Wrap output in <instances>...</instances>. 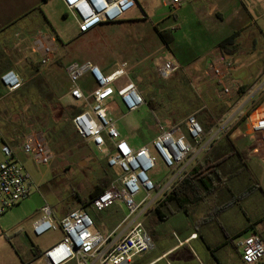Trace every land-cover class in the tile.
I'll use <instances>...</instances> for the list:
<instances>
[{"label": "crops", "instance_id": "crops-1", "mask_svg": "<svg viewBox=\"0 0 264 264\" xmlns=\"http://www.w3.org/2000/svg\"><path fill=\"white\" fill-rule=\"evenodd\" d=\"M56 1L64 9L63 2ZM135 1L146 13L150 12L152 18L149 21L154 27L170 33L172 40L165 44L160 38V45L150 53L139 59L123 61L132 67L128 78L144 93L154 90L155 96L152 98L159 105L155 112L163 113L164 118L173 121L165 128L182 123L191 113L201 109L209 113L213 126L206 133L208 142L212 139V143L189 166L190 172L207 157L217 162L231 152L232 155L208 172V177L203 178V186L208 192H213L207 194L201 204L186 212L177 210L175 201L169 202L165 210L173 213L165 221L158 224L147 221L156 247L129 264H245L239 243L253 234L264 241V161L251 155V138L244 133L243 125L247 114L256 109L264 112V0H188L175 13L168 10L165 0ZM42 2L0 0V162L4 160V144L12 147L17 160L25 163L28 159L22 141L33 125L26 122L32 114H50L52 102L57 104L58 112L62 111L63 106H71L70 102H74L69 94L70 81L64 69L68 64L63 63V54L59 55L57 64L49 71L42 68L31 50L32 37L40 30L38 27L34 29L33 13ZM47 25L46 28L49 27ZM105 25L108 24L101 26ZM235 35L239 37L236 44L229 47L231 52L223 51L220 44ZM59 45L62 52V39ZM219 53L229 54L234 59L235 69L230 79L233 83H241L229 104L220 98L221 88L216 81L202 78L213 57ZM164 59H176L181 63L183 70L180 74L188 79L197 97L193 93L183 92V77L171 85L159 83L154 63ZM59 62L63 64L62 67ZM116 63L120 62H113L110 66L105 63L97 65L108 72ZM9 70L15 71L23 80L21 89L14 93H8L1 83V76ZM55 73L59 77L62 75L64 80L60 90L56 86ZM170 78L161 80L166 82ZM81 86L90 94L94 87L92 77H84ZM148 98L151 99L146 96ZM116 99L120 98L115 93L108 101L117 104ZM194 102L198 104V109ZM73 105L85 108L81 102L75 101ZM143 107L149 108L148 103ZM138 111H127L126 116ZM63 112L67 117L68 110L63 109ZM19 115L20 122L17 121ZM155 120L159 118L155 116ZM227 122L235 127L230 135L222 132ZM148 124L149 121L144 119L136 122L135 128L148 129ZM68 125L73 130L71 117L68 118ZM36 128L40 129L38 126ZM122 138L131 146L139 148L150 145L155 136L150 135L141 146L132 145L126 137ZM234 163L237 168L231 169ZM217 184L224 186L217 187ZM53 193L48 191L41 195L35 191L27 200L0 217V264H30L63 238L61 231L60 239L42 249L36 238L39 236L33 232V224L41 218L43 206L50 205L57 219L69 213L63 214L59 202L54 204L51 201ZM236 199L231 207L223 209ZM114 206L121 208V205ZM123 220L112 230L105 231V234L116 230ZM125 228L122 226L120 230ZM193 234L198 236L191 239Z\"/></svg>", "mask_w": 264, "mask_h": 264}, {"label": "built area", "instance_id": "built-area-1", "mask_svg": "<svg viewBox=\"0 0 264 264\" xmlns=\"http://www.w3.org/2000/svg\"><path fill=\"white\" fill-rule=\"evenodd\" d=\"M61 1L67 13L75 19L81 34L103 24L121 21L136 5L135 0ZM187 1L165 0V4L171 13H175ZM31 50L42 68H49L59 59L60 45L52 32L40 29L32 37ZM154 68L162 80L183 70L176 59L157 60ZM131 69L130 64L116 63L105 72L90 60L73 61L65 66L71 84L69 94L85 105L82 112L73 116V127L79 137L92 142L100 153L109 150L107 165L114 174L110 186L94 198L92 206L97 211H105L123 203L128 210L127 216L116 230L104 234L96 229L92 216L84 208H75L57 219L53 208L47 204L41 209V218L33 224V232L36 236H43L51 231H62L63 238L30 264H129L136 257L151 252L156 244L146 225L149 217L171 196L189 174V166L211 145L212 139L208 142L207 133L194 114L182 123L163 128L150 145L135 148L122 138L106 103L116 93L130 113L146 105L144 96L128 78ZM234 69V59L229 54L219 53L202 74L203 79L219 84L220 98L227 104L241 85L230 79ZM87 75L94 83L90 94L81 86V80ZM1 83L8 93L17 92L23 86L22 78L13 70L1 76ZM244 122V133L251 138V155L264 161V112L256 109L245 116ZM228 126L234 127L230 122L226 123L225 129ZM22 145L25 154L38 167L49 166L55 159L50 136L41 129L30 128ZM2 151L0 217L31 197L36 187L24 163L15 158L12 147L4 144ZM159 160L168 168V175L161 181H154L150 172ZM142 193L144 196L138 202ZM124 225L126 228L120 230ZM197 236L193 234L191 239ZM239 246L245 264H264V241L259 236L253 234Z\"/></svg>", "mask_w": 264, "mask_h": 264}, {"label": "rangeland", "instance_id": "rangeland-1", "mask_svg": "<svg viewBox=\"0 0 264 264\" xmlns=\"http://www.w3.org/2000/svg\"><path fill=\"white\" fill-rule=\"evenodd\" d=\"M64 9L59 1L43 0L42 4L36 7L33 13L35 18L34 29L38 27L61 37L64 46H61L62 52L60 51L59 55L63 54L62 60L64 64H69L73 61L90 60L96 64L105 63L107 66H110L116 61L122 63L130 59H139L160 45V36L155 30L154 25L149 21L152 18L150 12L147 11L146 13L139 4H136L128 11L121 21L99 26L87 34L79 33V35L77 34L78 26L75 19L67 13L65 7ZM46 23L49 25L47 28L45 27ZM52 66L47 68V70L51 71ZM60 71L63 72L62 69ZM55 76L56 86L60 90L64 85L63 77L62 75L59 77V74L56 73ZM181 77L182 75L178 72L166 82L160 79L158 81L160 84L171 85L182 80ZM188 83V80L183 79V92L187 94H190V91L196 93L192 87L187 85ZM136 86L144 98L146 96H155L154 90L144 93L137 84ZM116 102L117 104H113L108 101L106 105L113 113L117 128L122 137H126L132 145L141 146L150 138V135L151 137L156 136L165 126L167 127L173 122L167 117L164 118L163 115L165 114L160 112L152 113L146 107H142L133 115L126 116L127 111L122 106L120 99H116ZM52 105L50 114L35 112L26 122L34 125L30 128L38 126L49 133L51 141L55 145L53 146L56 154L55 159L49 167H38L28 157L24 165L35 183L36 187L33 189V192L39 191L42 195L43 192L54 191L51 201L54 204L59 202V205L63 207V214H67L81 205L79 197L90 198V194L94 191L95 186L101 183L106 174V166L103 160L106 159L109 150H106V153L102 154L93 143H87L86 140L79 137L73 126V130L69 128L68 118L65 116L64 118L59 117L57 104L52 102ZM194 106L198 109L197 103L194 102ZM35 109L37 110V107ZM169 109L172 110L173 108L169 107ZM193 114L195 113H191V115ZM155 116L159 120H155ZM151 118L153 122H150ZM144 119L149 121L148 125L150 126L148 129H136L135 123L142 122ZM17 121L20 122V115ZM243 125L245 126L244 120ZM234 130L235 127L231 128V126H228L225 132H227V135H230ZM234 168H237L235 163L231 164V169ZM167 175L168 168L160 160L150 172V176L154 181H161ZM106 177L111 176L109 174ZM143 194L137 198L138 202L143 198ZM116 205H121V208L113 206L105 211L93 209L89 212L95 222L96 229L104 234L105 231L115 228L128 214L125 204L119 203ZM61 237V231H51L36 238L40 247L46 249Z\"/></svg>", "mask_w": 264, "mask_h": 264}, {"label": "trees", "instance_id": "trees-1", "mask_svg": "<svg viewBox=\"0 0 264 264\" xmlns=\"http://www.w3.org/2000/svg\"><path fill=\"white\" fill-rule=\"evenodd\" d=\"M155 30L158 32V35L160 36L161 40L165 44H169L171 42L172 36L170 33L161 32L158 30V27H155ZM238 37H239V35H235L233 38H230V39L224 41L223 43L220 44V48L225 52H231L229 50V47L234 46L236 44V40ZM57 40L61 41L59 36L57 37ZM58 64L61 67L63 65L62 63L60 64V62ZM183 79H186V78L183 77ZM186 80H188V79H186ZM187 85L190 86L189 83ZM70 86H71V84H70ZM190 93H192V92L190 91ZM193 94L195 97H197L196 93H193ZM145 101H146V103H148V107L151 111L155 112L158 109L159 105H157L156 102H154V99L152 97H151V99L145 98ZM74 102H75V100H74ZM74 102L73 101L70 102L71 106H68V107L63 106L64 110L65 109L68 110L67 118L71 117V123H72L73 116L79 112H82L85 109V108L75 107L73 105ZM63 109H62V111L60 110V112H58V115L61 118H64V116H65ZM194 115L198 118V120L202 124L205 132H208L211 129V127L213 126L209 113L205 109H201L199 112L195 113ZM52 144H53V146H55L53 142H52ZM230 155H232V152L229 153L225 158L220 159L217 162L211 161L210 158H208V157L205 158L204 161L200 162L199 165L196 166L187 175V177L177 187V189H175V191L171 194V196L168 197L164 203H162L159 207L156 208L154 213L149 217L148 223L153 222L154 224H158V223L165 221L169 217V215H171L173 213V211H171V210H168V211L165 210V206L167 207V204L169 202L175 201L177 203V210H184L186 212H187V209L201 204L205 200V197L207 196V194L210 195L213 192V191L208 192V190L203 186V178L208 177V172L215 169V167L219 166ZM104 164L106 166L105 167L106 174L104 175L101 183H99L95 186L94 191L90 194V198H80L79 197V201L82 205V208H84L88 212H90V210L94 209L92 206V201L94 200V198H96L106 188H108L113 181L114 174H113V171L111 170V168H109V166L107 165V159L104 160ZM109 174L111 177H106V176H109ZM220 186H224V185L217 184V187H220ZM237 200L238 199H236L235 201H233L231 203L226 204L223 207V209L226 210L227 208L231 207L233 205V203L236 202Z\"/></svg>", "mask_w": 264, "mask_h": 264}]
</instances>
